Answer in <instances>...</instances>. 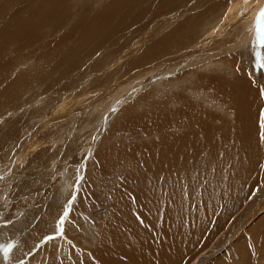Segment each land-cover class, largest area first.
<instances>
[{
    "label": "rangeland",
    "instance_id": "1",
    "mask_svg": "<svg viewBox=\"0 0 264 264\" xmlns=\"http://www.w3.org/2000/svg\"><path fill=\"white\" fill-rule=\"evenodd\" d=\"M37 1L0 0V29L15 19L17 28L26 20L42 22L35 36L50 28L44 16L57 0L33 6ZM117 1L64 0L61 28L16 50L17 40L28 38L18 29L9 41L15 50L0 54L1 90H12L18 76L41 70L58 55L78 60L64 74L46 77L43 88L38 82L28 89L31 80L0 99V264H103L101 235L116 191L134 168L127 151L157 140L155 128L134 122L171 118L180 108L176 98L185 97L201 121L192 124L191 139L207 134L211 116L215 139L234 143L240 119L229 99L218 95L215 80L229 87L240 74L258 85V99L241 123L251 126L240 133L242 174L223 188L228 198L233 191L244 196L221 227L210 218L214 227L207 223L203 233L214 235L203 236L178 264H264V0H168L172 10L159 13L154 0H140L138 11L120 10L110 21L117 27L105 29L106 39L86 42L76 25V33L55 44L78 17L95 18ZM190 18L196 31H183L187 41L162 52L163 39L173 45L171 34ZM52 41L51 56L42 59L44 43ZM153 45L155 53L143 59ZM123 152L125 159L119 158ZM209 182L207 177L200 189Z\"/></svg>",
    "mask_w": 264,
    "mask_h": 264
},
{
    "label": "bare ground",
    "instance_id": "2",
    "mask_svg": "<svg viewBox=\"0 0 264 264\" xmlns=\"http://www.w3.org/2000/svg\"><path fill=\"white\" fill-rule=\"evenodd\" d=\"M40 1L43 0H38L33 6H36ZM154 1L156 8L159 6L156 9V13L169 8L172 10V4L167 8L168 0ZM63 5L64 0H57L46 11V16H44L46 17V22L44 24L45 27L50 28L39 33L38 36H35L37 32L36 26H41L42 22L36 21L35 23L32 22L33 24L27 25L29 20H26L19 28L15 24L16 19L7 22L4 28L0 29V54L5 49H10L11 47V49L16 47V50H20L27 46H33L38 41L46 38L49 32L56 28L55 26L61 28L66 22L64 17L67 13V9L63 8ZM139 6L140 0H118L116 4L111 7L108 6L109 8L106 7L107 9L105 8L106 10L95 18L76 16L78 19L74 22L75 26L71 32L55 44L59 45L63 39L70 37L78 29L79 31L82 30L83 39L86 42H96L97 38L106 39L108 36L105 35V29L109 28L112 33L117 27V24L110 25V21L115 18L117 13L120 10H125L127 13L135 9L139 10ZM27 9L30 8L27 7ZM77 14L79 15V13ZM10 18H12V15ZM18 18H20V15ZM89 21L91 22L89 23ZM76 25L78 27L77 30ZM18 29L21 32H28V35H26V37L28 36V40L21 38V41L17 40L16 44L18 46L13 47L9 41L15 38ZM196 29L197 27L191 23V18L187 19L185 24L181 25L177 31L171 34L175 37L173 45H170L171 41L164 38L159 49L162 52H169L175 49L178 43H185L187 41V37L183 35V31L189 30L194 33ZM53 43L54 41L44 43L47 51L41 53L42 59L51 56L52 53H50L51 48L49 45ZM63 53L65 55V52ZM71 53L74 52L71 51ZM152 53H155L154 45L143 54V59L148 58ZM79 55L77 57L80 58ZM74 58L58 55L52 61L49 59L41 70L33 74L18 76L12 90L9 88L1 90L0 88V99L11 91L13 92L14 88L16 93L22 90L21 88L31 80L32 82L28 84L30 85L28 89L38 82H41V87L43 88V82L46 81V77L53 73L62 75L64 74L63 71L74 67L78 62L77 59L72 61ZM42 65H44L43 61ZM0 81L2 80L0 79ZM204 81L208 82V84L210 83L207 79ZM215 82L218 83V95L220 94L228 98L234 110L232 112H236V117L239 116L240 122L237 124L239 139H234V143L228 138H225L224 142L216 140L214 132L216 126L211 124V116L207 120L210 128L206 127L204 129L205 126L203 125V131L207 134L202 138L201 132L198 134L200 138L192 137L191 139L188 132H192V124L196 123V125L200 126L201 121L195 114L196 108L183 102L185 97L183 99L181 97L176 98V103L180 104V108L175 112V116H171V118L158 117L151 120L134 122V127H141L147 130L150 126L155 128L157 140L154 143H148L142 147L139 146L140 148L138 149L127 151L134 163V168L123 179V184L116 191L112 215L107 217V224L105 223L101 235L102 243L100 250L103 264H178L192 246L203 240V236L207 238V235L210 236L213 233H203L207 223L209 227L213 226L210 218L214 217V223L221 227L223 220L227 218L228 211L231 212L244 196L241 191H233L234 198H228V190L223 188V185L226 180L240 177L242 174L241 168L237 170V164L240 165V133H243L246 126L241 125V123L247 120L249 104L256 102L258 99V85H255L251 79L246 78L243 74H240L229 87L225 86L220 80L216 79ZM208 84L206 83V85ZM0 85L2 84L0 83ZM139 117L141 118V116ZM169 128L175 129L174 132L176 133H167ZM246 128L250 129L251 126ZM125 152L119 158L125 159ZM255 160L256 158H254ZM228 163V167L230 168L226 169ZM207 177L210 182L205 185L204 189H200L199 185ZM238 199L240 200L236 201ZM228 203L232 205V208H228ZM109 230L111 231L109 232Z\"/></svg>",
    "mask_w": 264,
    "mask_h": 264
}]
</instances>
